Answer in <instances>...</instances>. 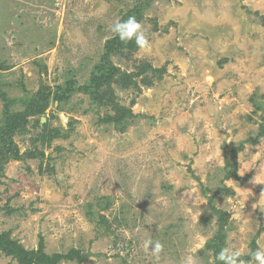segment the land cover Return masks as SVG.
I'll use <instances>...</instances> for the list:
<instances>
[{
    "label": "rangeland",
    "instance_id": "obj_1",
    "mask_svg": "<svg viewBox=\"0 0 264 264\" xmlns=\"http://www.w3.org/2000/svg\"><path fill=\"white\" fill-rule=\"evenodd\" d=\"M135 9L151 50L105 62ZM0 89V239L56 264L264 249V0H0Z\"/></svg>",
    "mask_w": 264,
    "mask_h": 264
},
{
    "label": "trees",
    "instance_id": "obj_2",
    "mask_svg": "<svg viewBox=\"0 0 264 264\" xmlns=\"http://www.w3.org/2000/svg\"><path fill=\"white\" fill-rule=\"evenodd\" d=\"M137 9L130 11L126 17H122L121 20H126L130 16H135L137 20L140 19V16L136 12ZM116 45V48H125L128 46H132L135 44L129 43L127 45L123 44L117 36L112 37L111 39L107 40L104 44L105 53H104V61H106L107 56L112 49L113 46ZM106 59V60H105ZM110 65V64H109ZM48 95L44 94L41 100L43 105L39 107H36V104L30 105L31 107H36V112L41 113L47 104L48 101ZM0 97L3 100L7 99L6 93L1 91L0 89ZM20 117V114H12L8 116V122L5 124L4 127L1 128V136H0V157H4L8 154H13V156L17 155V148L16 146H13L12 141V135L14 133V129L16 128V124H18V118ZM112 118L108 117L104 119V121L109 122ZM109 120V121H108ZM264 133V128L261 127V134ZM222 238L223 235H220L218 237H215V241H219L222 244ZM220 245H216V243L209 244L210 248L214 249L215 253H219V251L222 249ZM0 248H7L5 249L9 254L17 257V259L21 262V264H56L60 259L62 258H72L74 255L70 253L69 255H61V254H52V255H46L42 252H34V251H26L23 250L21 247H18L15 243L10 241L9 239L1 238L0 239ZM216 264H220L218 261Z\"/></svg>",
    "mask_w": 264,
    "mask_h": 264
},
{
    "label": "clouds",
    "instance_id": "obj_3",
    "mask_svg": "<svg viewBox=\"0 0 264 264\" xmlns=\"http://www.w3.org/2000/svg\"><path fill=\"white\" fill-rule=\"evenodd\" d=\"M111 32L119 40L127 45L134 43L137 48L144 53L151 50V43L146 35L145 28L135 16H130L126 20H118L111 26ZM143 248L150 252L156 259H160L164 251V245L159 240L149 237L143 242ZM243 253L232 247H223L216 255V260L220 264H264V249L257 248L250 253V259H242ZM181 264H196V257L191 252L186 253Z\"/></svg>",
    "mask_w": 264,
    "mask_h": 264
}]
</instances>
